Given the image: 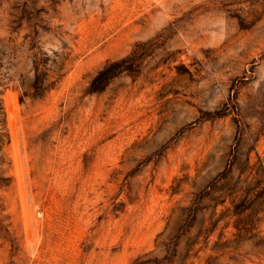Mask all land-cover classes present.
Returning a JSON list of instances; mask_svg holds the SVG:
<instances>
[{"label":"rangeland","instance_id":"1","mask_svg":"<svg viewBox=\"0 0 264 264\" xmlns=\"http://www.w3.org/2000/svg\"><path fill=\"white\" fill-rule=\"evenodd\" d=\"M0 264H264V0H0Z\"/></svg>","mask_w":264,"mask_h":264},{"label":"trees","instance_id":"2","mask_svg":"<svg viewBox=\"0 0 264 264\" xmlns=\"http://www.w3.org/2000/svg\"><path fill=\"white\" fill-rule=\"evenodd\" d=\"M104 74V73H103ZM95 89H98V88H95Z\"/></svg>","mask_w":264,"mask_h":264}]
</instances>
